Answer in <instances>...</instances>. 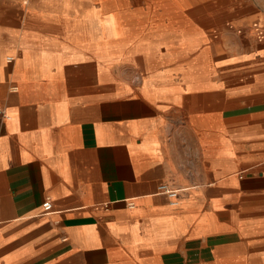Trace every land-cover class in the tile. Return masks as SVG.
Instances as JSON below:
<instances>
[{
  "label": "crops",
  "instance_id": "0c3cea01",
  "mask_svg": "<svg viewBox=\"0 0 264 264\" xmlns=\"http://www.w3.org/2000/svg\"><path fill=\"white\" fill-rule=\"evenodd\" d=\"M148 1L0 0V264H264V16ZM98 6L195 42L102 58ZM223 24L236 70L208 60Z\"/></svg>",
  "mask_w": 264,
  "mask_h": 264
},
{
  "label": "rangeland",
  "instance_id": "374dc122",
  "mask_svg": "<svg viewBox=\"0 0 264 264\" xmlns=\"http://www.w3.org/2000/svg\"><path fill=\"white\" fill-rule=\"evenodd\" d=\"M165 1L171 2L173 0ZM188 1L190 0H176L177 3L175 4L181 5ZM218 1L225 3L231 0ZM240 2L250 3L254 6L255 12L250 14V16H264V0H240ZM148 3H152L151 0L148 1ZM100 6L95 7V22L93 24H95L96 44L98 47L101 44L106 46L107 52L102 58L111 57L113 55L128 57L136 52H141L146 58L150 56L151 59L156 58L157 61L164 62L167 61L170 56H185L190 51L189 45L195 42L192 37L182 33L181 29L173 24H162L157 21H153L154 23L149 24H124L120 19L115 18V14H110V16L106 15L101 18L102 9L99 8ZM262 19L264 20V18ZM217 27L222 34V40H219L220 47H218V44L214 47V56H211L210 59L208 58L210 65L228 67L229 70H236V67H238V63L236 64L237 59H239L238 57L249 52L254 47L253 43L248 44L247 41H243L244 36H240L238 33L239 31L237 32V29H235L233 25L223 24L221 26H216V28ZM254 28H261L264 30V21H260L259 26L252 25V30L245 31L254 33ZM164 31L170 35L164 36ZM162 44L166 46L168 53L160 52V46ZM172 45H174V48ZM206 49L207 47H203V53L207 52ZM191 59L194 60V56L190 54L187 62ZM189 62L192 63V61ZM136 65L145 73V69H143L140 64ZM244 67L247 68L248 65ZM178 69L181 68H175V70ZM143 72H141V74H143ZM169 77L172 76L169 75ZM181 77L179 80H182Z\"/></svg>",
  "mask_w": 264,
  "mask_h": 264
},
{
  "label": "built area",
  "instance_id": "2783aa9c",
  "mask_svg": "<svg viewBox=\"0 0 264 264\" xmlns=\"http://www.w3.org/2000/svg\"><path fill=\"white\" fill-rule=\"evenodd\" d=\"M8 61H11L12 60V57H8L7 58ZM0 116H6L5 114V111L2 107H0ZM159 190L160 191H164L170 195H176L177 194V190L176 189H172L170 188L167 184L165 183H161L159 185ZM42 209H43V212H49L53 209V206H52V202L48 199H46L43 203H42Z\"/></svg>",
  "mask_w": 264,
  "mask_h": 264
},
{
  "label": "bare ground",
  "instance_id": "6f19581e",
  "mask_svg": "<svg viewBox=\"0 0 264 264\" xmlns=\"http://www.w3.org/2000/svg\"><path fill=\"white\" fill-rule=\"evenodd\" d=\"M167 3H169V4H175V3H177V2H176V0H173V1H171V2L169 1V2H167ZM175 5H176V4H175Z\"/></svg>",
  "mask_w": 264,
  "mask_h": 264
}]
</instances>
